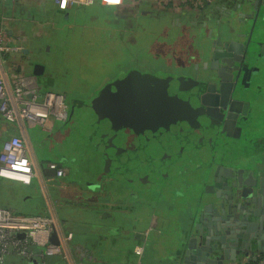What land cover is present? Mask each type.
Instances as JSON below:
<instances>
[{
    "label": "flooded vegetation",
    "instance_id": "flooded-vegetation-1",
    "mask_svg": "<svg viewBox=\"0 0 264 264\" xmlns=\"http://www.w3.org/2000/svg\"><path fill=\"white\" fill-rule=\"evenodd\" d=\"M260 3L261 0H154L150 4L141 0L133 6L124 2L121 11L110 13L113 22L122 21L124 26H133L140 15L166 20L169 38L175 44L171 52L174 64L184 68L173 74L131 66L93 93L91 100L108 86L106 100L110 106L114 100H121L125 112L131 107L142 112V122L128 120L117 133L106 120L98 128L108 131L93 135L96 113L91 103L87 107L76 97L68 106L72 114L79 113V120L73 117L76 124L87 121L88 108L91 110L94 119L91 124L87 121L91 126L87 145L99 149V163L102 162L92 175L99 176L103 183L99 188L105 194L121 191L120 209L128 212L145 202L151 207L150 203L161 198L168 206L180 203L184 211L192 204L189 198L203 192L202 176L210 168L220 173L224 166H230L236 176L264 171V31L257 33L254 27L252 38L260 44L251 46L246 53L237 46V63L231 64L223 51L216 49L229 14L240 21L253 16ZM243 32L245 29L236 31L233 40L244 39ZM219 56L229 64L221 62ZM150 75L163 81L155 83ZM123 80L122 87H116ZM66 163L69 176L73 170L84 173L86 167L95 164L86 153L84 159H68ZM99 199L98 196L96 200ZM109 200L107 204L119 206L115 198ZM168 206L162 207L166 211L164 223L171 221Z\"/></svg>",
    "mask_w": 264,
    "mask_h": 264
},
{
    "label": "rangeland",
    "instance_id": "rangeland-1",
    "mask_svg": "<svg viewBox=\"0 0 264 264\" xmlns=\"http://www.w3.org/2000/svg\"><path fill=\"white\" fill-rule=\"evenodd\" d=\"M113 10L114 6L105 7L98 1L89 7H80L78 8L77 17L73 18L71 16L72 18L68 20H62L60 17L56 21V28L50 30L49 34L43 35L38 40V50L35 51V55H32V57L35 56L33 59L35 61L34 64L42 65L46 74L44 78L40 79L38 85L40 92L47 90L65 94L67 111L68 106L70 107L74 103L73 99H76V97L80 98L78 100L87 104L88 107V104L92 103L93 93H96L107 80L119 75L131 66H139L145 71L171 72L173 74L180 71V69H184L181 65H175L176 59L171 56L172 48L175 44L169 38L167 31H170V28L167 26L166 20L140 15L129 33V28L125 30L122 21L113 22L112 17L108 14V11L112 12ZM131 35H133V42L129 41L131 40L129 38ZM89 111L91 112L88 108L87 118L89 119L87 121L91 124L90 121L94 119V116ZM71 112V110L68 111L64 122L62 120L54 121L52 126L54 131L51 133H46L42 130L46 128L48 122L43 125L33 123L34 129L30 133L36 153L46 154L48 161L58 162L60 158H54L53 155H48L47 153L50 144H53L54 151L58 156L63 152V155H66V159H70L73 162L80 160V158L81 160L84 159L85 152H89L92 161H100L99 149L87 145V142L89 143L88 138H90V124L88 125L86 120L81 121L83 123L79 121L76 124L73 117L75 116V119L79 120V113L72 114ZM48 120H51V117ZM26 122L32 124L28 120ZM55 129L57 130L55 131ZM82 147L86 148V150H83ZM101 164L102 162L99 163L100 166ZM85 169L84 173H81L80 170H73L70 173L75 183L88 184L89 182L82 181V178L99 170L96 166L86 167ZM198 179L200 178L197 176ZM196 183L198 184V182ZM192 188H195L194 185H192ZM37 192L34 196L35 208L31 209H40L43 205L39 198V193H43L40 189ZM0 193V199H4L9 195L6 190L0 191ZM165 200L167 199L165 198ZM99 201H102V199H99ZM150 204H152L151 207L145 202L143 206L138 208L140 214L137 219L139 218L140 221L144 222V226L147 223H145L147 220L145 216L149 212L157 209L166 213L162 207L168 206L169 203L163 202L160 198L159 202L154 201ZM178 204L180 203L176 202L168 206L170 207V213L168 214L171 217L170 226H172V229L175 228L173 233V230L171 231L172 234L178 232L184 217L183 213L185 211ZM60 209L62 212V207L57 208V210ZM37 211L39 210L32 211L27 208L24 214L33 213L34 215L40 213ZM126 214L131 219L130 213ZM86 217L89 223H82L83 221L79 220H73V223L68 222L72 225L75 232L74 241L83 240L95 233V231H106L109 236L105 244L101 241V243L94 244L93 248L105 250V256L111 260L108 264H121V258H135L130 252L133 247V240L130 234H122L119 228L100 226L98 215L86 212ZM129 224L131 225L132 222H128L127 226ZM163 237L164 235H159L157 238L158 242ZM167 238L164 237L162 242L166 244L164 247L171 251V246L167 245L170 244V240L167 241ZM149 239H153L151 235ZM156 251L161 254L162 247H158ZM170 251L166 252L169 256H171ZM162 256H165V254ZM161 258L166 259L167 257ZM50 259L52 264H62L63 258L57 260V256H54Z\"/></svg>",
    "mask_w": 264,
    "mask_h": 264
},
{
    "label": "crops",
    "instance_id": "crops-1",
    "mask_svg": "<svg viewBox=\"0 0 264 264\" xmlns=\"http://www.w3.org/2000/svg\"><path fill=\"white\" fill-rule=\"evenodd\" d=\"M96 1L99 2V0H95L94 3ZM140 1L141 0H125V5L133 6ZM147 1L152 4L154 0ZM93 4L87 6H71L66 10H59L53 0H0V27L5 29L9 36V49L0 52V71L9 93H12L14 83L18 78H25L31 81L33 86L37 87L40 91L38 86L40 79L44 78L46 74L44 68L41 74L36 76L33 74L34 65L36 64H34L35 61H33L35 56L32 57V55H35V51L38 50V40L42 38L43 35L49 34L50 30L56 28V21L60 17L62 20H68L72 17L75 18L77 17L78 8L89 7ZM122 7H114V10L112 12L108 11V14L110 15V13L121 11ZM68 26L70 25L68 24ZM131 26L132 24L128 26L123 25L125 29H131ZM49 117H51V120H48ZM49 117L46 121L48 122L46 128L42 129L46 133L54 131L52 127L54 121H61L52 115ZM65 119H62V121L64 122ZM30 122H32V124H28L26 120L8 122L0 115V149L2 143L7 138L14 136L21 137L30 155L33 170L32 181L29 185L0 177V191L6 190L7 193H9L6 198L0 199V206L7 207L16 213L22 214H24L27 208H30L32 211L39 210L37 212L40 213L34 215H51L57 220L61 232H72L71 240L65 243L63 255L57 257V260L63 258L62 264H108V262L111 261L105 256V250L93 248L94 244L101 243V241L105 244L109 236L108 232L95 231V233L92 232L93 234L83 240L74 241L75 232L72 225L68 222L79 220L83 221L82 223H89L86 212L98 215L100 226H104L105 228L106 226H109L107 228H119L122 234L131 235L133 247L130 252L135 258H121V264H178L175 259H172L171 256L166 254L167 251H161V254L156 251L160 246L162 249L165 248L164 245L166 244L162 241L167 235L170 237V244L167 245L171 246L173 249L177 247L175 234H172L175 228H171L170 222L164 223L162 220L164 211L154 209L149 212L146 216L147 220L145 221V223H147L144 226V222L140 221L139 218L137 219L140 214L138 208L128 212H126L127 210L120 209L119 204L123 196L121 191H117L114 194H105L100 190L99 186H103V183L99 176L87 174V176H82V181L89 182L88 184L75 183L73 181V176H69L68 169L65 166L68 161L65 157L66 155H63L64 153L62 152L58 156L54 151L53 144H50L47 153L48 155H53L54 158H60L58 162L62 163V167L60 168L64 170V174L55 177L43 176L40 164L48 166L50 162L55 161H48L45 156L46 154L36 153L30 132L34 129L33 123H38L33 121ZM57 129H55V131ZM61 131H63V129H61ZM82 149L86 150V148L83 147ZM85 153L86 156L88 155L87 158L91 159L89 152ZM93 162L95 161L93 160ZM98 163L99 161L95 162L93 165L96 166ZM38 189L43 193H39V198L43 202V205L40 209H31L35 208L36 202L34 196L38 193ZM98 196L102 201L96 200ZM109 198L111 200L115 198L119 206L107 204V202L110 201ZM59 207L63 208L62 212L61 209L57 210ZM125 212L130 213L131 219ZM26 215H33V213ZM130 221L132 224L127 226V223ZM150 235L153 238L152 240L149 239ZM159 235H164L162 240L159 239L160 242L157 240ZM135 247H141V254L135 253ZM163 254H165V256H162ZM261 255L264 254H260L259 256ZM161 257L167 258H164V260ZM14 261L16 264L39 263V260L36 258L28 261L14 258ZM48 261L51 262V259L49 258ZM236 262L251 263L254 261L248 262L242 259Z\"/></svg>",
    "mask_w": 264,
    "mask_h": 264
},
{
    "label": "water",
    "instance_id": "water-1",
    "mask_svg": "<svg viewBox=\"0 0 264 264\" xmlns=\"http://www.w3.org/2000/svg\"><path fill=\"white\" fill-rule=\"evenodd\" d=\"M232 11L235 13V9ZM229 16L226 27L221 29L217 39L220 47L216 49L223 51L224 56L234 64L239 62L240 47L242 52L246 53L251 46L260 44L252 38V33L254 27L257 33L264 31V0H261L258 9L255 8L253 16L240 21H235L230 14ZM239 29H245L242 34L244 39L237 42L233 40L232 35L235 36ZM213 46L214 43L212 50ZM218 58L221 62L229 64L227 59H222L221 56ZM42 71V65H34L35 76ZM151 78L155 83L163 81ZM124 82L125 80L115 85L120 88ZM35 85L37 86L36 82ZM107 87L103 88L91 103L96 113L93 135L108 131V128H98V125L102 122L104 124L106 120L110 122V128L117 133L128 120L142 122L143 119L142 112L133 107L129 112H125L121 100H114L115 103L110 106L106 100L109 90ZM27 96L31 97V94ZM40 167L43 176L55 177L62 163L50 162L48 166L40 164ZM222 170L220 173L212 168L207 170L206 175L202 176L203 192L192 196L189 200L192 204L184 210L180 228L175 234L177 247L170 251L171 258L178 264H230L242 259L251 262L260 254H264V171H255L251 176H236L231 173L230 166H224ZM51 241L56 242L55 234H52Z\"/></svg>",
    "mask_w": 264,
    "mask_h": 264
},
{
    "label": "built area",
    "instance_id": "built-area-1",
    "mask_svg": "<svg viewBox=\"0 0 264 264\" xmlns=\"http://www.w3.org/2000/svg\"><path fill=\"white\" fill-rule=\"evenodd\" d=\"M95 0H53L59 10L71 6H87ZM102 5L119 7L125 0H99ZM9 49L7 31L0 27V52ZM31 94V97L27 95ZM0 115L8 122L28 120L43 125L49 116L65 119L67 105L65 95L59 92H40L33 83L25 78H18L12 93L6 89L0 71ZM31 159L21 137L4 140L0 149V177L29 185L33 170ZM64 170L58 168L55 176H62ZM23 234V236H19ZM52 234L56 242L51 241ZM72 238V232H61L55 217L51 215L19 214L7 207L0 206V264H16L14 258L39 260L38 264H49L48 259L62 256L65 243ZM136 254H141V247H135ZM234 264H264V255L254 262Z\"/></svg>",
    "mask_w": 264,
    "mask_h": 264
},
{
    "label": "trees",
    "instance_id": "trees-1",
    "mask_svg": "<svg viewBox=\"0 0 264 264\" xmlns=\"http://www.w3.org/2000/svg\"><path fill=\"white\" fill-rule=\"evenodd\" d=\"M45 91H47V90H45ZM49 262V264H52V262H50V261H48Z\"/></svg>",
    "mask_w": 264,
    "mask_h": 264
}]
</instances>
